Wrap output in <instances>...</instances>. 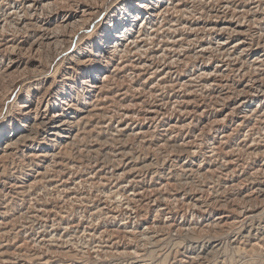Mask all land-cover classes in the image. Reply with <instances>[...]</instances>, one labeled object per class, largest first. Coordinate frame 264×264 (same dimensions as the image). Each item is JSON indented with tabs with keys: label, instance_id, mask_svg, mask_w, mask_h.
<instances>
[{
	"label": "bare ground",
	"instance_id": "6f19581e",
	"mask_svg": "<svg viewBox=\"0 0 264 264\" xmlns=\"http://www.w3.org/2000/svg\"><path fill=\"white\" fill-rule=\"evenodd\" d=\"M12 1L14 2H11L10 11L5 13L3 20L0 21V30H2V34L10 33L13 38L4 39L1 37L0 50L9 52V62L13 64L17 61V51L22 50L24 44L22 40L19 41L14 38L17 33L23 32L25 34L32 29L38 32L40 38L38 43L41 40L57 43L59 42L58 28L61 26L73 27L83 22L82 29L84 22L93 14L95 9V7L91 6L86 8V5L84 6V4H88L86 0H79L78 4H76L77 6H75L77 8L74 9L75 13L64 15L59 20H46L47 17L44 18L43 10L48 8L50 4H48V1L22 0L20 5L16 3L19 0ZM128 1L126 5L123 4L121 6L122 14L125 16L124 21L127 22L123 24L124 28L116 34L107 31L100 40L99 53L94 54L104 55V61L108 65H112L113 68L100 77L98 76V71L100 70H98L84 79L89 92L95 93L93 95L96 99L90 104V107H74L72 101L68 103L67 99H62V103H65V105L59 104L57 106L55 104L57 110L48 114L46 112L49 110L47 109L48 107L44 109L45 112L40 113L38 109H34L32 101L23 103L19 107L23 115L28 117L29 120H27V123L16 136L11 134L10 138H8L10 141L5 142L0 147V159L14 153L18 145L25 146V142L38 141V133H44L43 146H47L49 149L44 150V148L40 147V139L35 146L29 148L31 149L30 156L39 161L35 180L43 175L46 178L45 181L55 182L57 179L47 177L46 166L51 165L53 162L56 163L57 167L61 165L65 168L73 166L71 161L62 159V148L71 145L77 136L91 125V122L96 117H101L103 120L106 119L107 116H105L104 112L106 111V103L104 102L109 99L107 93L113 88L111 87V80L116 79L120 72L127 69L128 74L132 77H144V82L142 84L139 83L141 85L136 88L139 92L141 89L146 90L148 82H153V80L157 79L155 84L149 86V92L155 94L158 99L154 103H147L143 99L139 102H130L125 105L119 103L121 105L120 111L122 115L124 114V119H128V121L124 124L125 120L123 121L121 117L118 119L113 135L115 136L114 140L118 141L124 135L132 140L139 141L145 148L155 145L156 150L160 153L163 152L166 156L162 157L164 154L158 156L163 160L160 167L150 162L154 158L150 159L149 155L145 160H142L143 164L141 165L140 161L134 160L135 158L138 160V151L136 149L130 148V150L126 151L124 148H115L110 153L111 156L119 161L114 169L112 170L111 168V171L107 170L105 162L100 160V162H96L97 168L94 174L89 177L98 178L102 186H110L109 193H111V196L116 192L119 193V196H123V200L114 198L113 203L117 208L125 207L130 209L134 201L143 199V195L146 192L149 193V196L144 204H152L163 210L165 208L162 203L168 201V199L183 202L185 198L190 196L185 201V204L191 208L193 213L196 214L197 211L200 213L208 212L209 207L215 212L206 221L202 223L200 221V224L197 225L199 231L210 230L213 233L218 231L223 233L227 232L229 227L235 226L241 230L237 232L238 236L233 241L239 239L250 250L256 246L264 247V221L261 222L259 219L261 214L259 210L264 209V175L261 176V173H264V160L258 161L264 159V0ZM6 2L7 0H0V11L3 10L1 7ZM195 3L202 5L200 15L193 9V6H196ZM135 7H137L136 10ZM90 8L94 9L90 10ZM171 11L181 14L183 17L177 18L178 20L174 22L171 20L166 25L160 22L161 20L158 22L157 18L159 16ZM203 13L206 15L205 17H203ZM140 18L142 19L139 20ZM136 25L139 26L138 31L135 29ZM164 33H166V37H164ZM156 41H158V44L154 47L153 44ZM190 54L197 61V67L186 75L177 74L176 64L186 63L191 57ZM116 58H118V62L115 61ZM95 63H100L98 58L95 59ZM7 70L8 68L5 69V71ZM40 75L45 76L46 73L39 70L34 77ZM167 87L172 89L171 95L169 97L165 95L159 97L160 89ZM128 93L129 88L119 89L114 96L118 101H125L130 94ZM198 95L201 96L200 99L195 98ZM138 98L141 99V96H138ZM168 104L171 105L172 116L174 117H171L166 122L161 121L162 123L157 121L160 123L159 126L154 125L157 119L167 113L166 105ZM131 106L135 108H130ZM137 110L139 111L136 113L138 118L135 115ZM99 112H103L102 115L98 114ZM32 114L34 115L32 116ZM102 119L96 123L100 133L103 128H107L110 125V123L103 125ZM49 134L53 136L51 141H55L53 145L48 142ZM79 139L81 138L79 137ZM56 145L60 146L57 148ZM98 147H92V150L96 151ZM169 147H172L173 150L171 149L170 153H166ZM85 154L87 153L85 152ZM183 157H185L184 160H182ZM244 157L255 159L253 165L247 169L245 168L247 162L243 159ZM150 173L156 178L153 185L146 183ZM198 175L206 176L210 181L217 177L221 179V184L225 183L226 185L229 183L228 186L232 190L230 192H232L233 196L224 198L221 195V191L217 190V188L215 189L213 183L202 188L209 194L207 196L208 199H204L199 193L192 195L189 191L185 192L186 195H181L179 192L181 190L175 191V193L172 191L169 196L165 195V189L168 188L167 186L173 185L172 183L176 176H183L186 180H192L193 177ZM123 176L124 178L121 180ZM235 176H237V181L232 183L229 177ZM67 180L55 182L57 184L54 185V188H60L63 197L69 195L68 199L78 197L79 194L73 186L69 185L70 182ZM34 182L32 181L29 185H26V183L19 184L16 181L12 184V187L17 190H24L28 186L30 189ZM220 188L222 187L220 186ZM235 188H237V191ZM72 192L75 193L71 195ZM54 208H37L34 215L38 219L47 220L50 214L58 213ZM98 208L101 210L105 209L104 202L100 203ZM123 224L126 225L127 222L123 221ZM124 225L120 229L124 234L129 235L131 230H128V227ZM175 225L178 228H183L182 230L186 232L188 231V233L196 226L192 227L193 225L189 224L191 227L185 228V223L175 224L174 221L167 219L159 223L158 226L145 227L147 230L144 234L149 235L148 239L152 240L154 246H156L164 241V237L163 233L154 231L153 228L161 229L162 227H174ZM24 226L26 227V225ZM212 238V241L207 245L200 246L199 242L195 241L194 243L196 244L197 242L196 245H199V251L193 249L195 252L191 255H186L187 259L182 260V262L189 264L199 263L202 259L216 252L220 246L218 244L219 238H214L213 236ZM211 244L213 245L209 248ZM120 252L122 251H119V254Z\"/></svg>",
	"mask_w": 264,
	"mask_h": 264
},
{
	"label": "rangeland",
	"instance_id": "374dc122",
	"mask_svg": "<svg viewBox=\"0 0 264 264\" xmlns=\"http://www.w3.org/2000/svg\"><path fill=\"white\" fill-rule=\"evenodd\" d=\"M20 1L22 0H19V2L16 3L20 5ZM47 1L48 4H50L46 10H43L44 18L47 17L46 20H59L64 15L75 13L74 9L77 8L75 6H77L76 4H78L79 0H46V2ZM136 1L137 0L134 2ZM182 1L186 2L187 0ZM11 2L14 1L7 0L6 4L3 5L4 8L1 7L3 10L0 11V21L3 20L4 14L10 11L9 9H11ZM86 2L88 3L84 4V6L86 5V8L91 6L95 7V9L90 8V10L94 9L93 14H91L84 22V29H81L83 22H80V24H77L73 27L61 26L58 28L59 42L57 43H49L41 40L39 44L38 41L40 38L38 32L32 29L28 33H25L26 35L23 32L19 34L17 33L16 37L14 38L19 41L22 40L24 44L22 46V50L20 49L17 51V61L14 64L9 62V52L0 50V147L4 145L5 142L10 141L8 138H10L11 134H15L14 136H16L17 133L21 131L25 123H27V120H29L28 117L23 115L22 110L19 107L23 103L32 101L34 109H38L40 113L45 112L44 109L48 107L47 109L49 110L46 112L50 114L57 110L55 104L57 106L59 104L65 105V103H62V99H67L68 103L72 101L74 107H90V104L96 99L93 95L95 93L92 94L89 92V88L86 86L84 79L90 74L93 75V73L98 70H100L98 71V76L100 77L104 73H107L108 70L113 68L112 65H108L104 61V55L94 54L97 52L99 53L100 40L107 31L116 34L122 31L124 28L123 24L127 22L124 21L125 16L122 14L121 6L123 4L126 5L129 1L86 0ZM195 4L196 6H193V9H195L198 14H201L202 5L199 3ZM136 9L137 7H135V10ZM171 12L163 13L162 16H159L157 18L158 22L161 20L160 22L166 25V23H170L171 20L174 22L183 17L181 14L179 15L178 13ZM205 16L206 15L203 13V17ZM141 19L142 18L139 20ZM135 29L138 31L139 26L136 25ZM1 32L2 30H0V38H13L10 33L2 34ZM163 35L166 37V33ZM36 38L38 39L36 40ZM154 44L153 46L156 47L158 41H156ZM32 45L33 47H31ZM97 58L99 59L100 63H95V59ZM115 61L118 62V58H116ZM160 61H162V59H160ZM176 66L178 72L177 74L180 73V75H186L195 67H197V61L195 60L194 56L191 55L190 59L186 61V63H178ZM6 68H8L7 71H5ZM39 70L45 72L46 75L34 77L36 72L38 73ZM127 74L128 70L124 69L119 73L116 79L111 80V87L113 88L111 91H108L107 94L109 99H107V101L105 100L104 102L106 103V111H104L106 114L105 116H107L106 119L103 120L101 117H96L93 122H91V125L86 127L84 131L78 135L81 139H79L77 136L71 145L62 148V159L71 161L73 166L65 168L61 165L57 167L56 163L53 162L51 165L49 164L45 168L46 172L48 173L47 177L57 179L55 182L68 179L67 181L70 182L69 185L73 186L79 194L78 197L71 199H68L69 195L67 197H63L61 193L62 190L60 188H54V185L57 183L45 181L46 178L43 175L42 177H38V179L36 178L37 180H35L36 169L39 168V161L30 156L31 149L29 148L35 146L40 139V147L44 148V150L49 149L47 146H43L44 142L42 140L44 133H38V141L32 143L25 142L27 146L18 145V148L14 153H12L10 156L0 159V264H16V261L17 264H189L182 262V260L187 259L186 255H191L195 252V250L199 251V245L201 246L209 244L212 241L211 239H213L212 236L214 238H219L221 236L218 243L220 245L219 249L209 257L202 259L201 262L194 264H264V247L256 246L254 249L250 250V248L248 249V246H245V243L243 245L239 239L233 241L234 238L238 236L237 232H239L241 229L231 226L227 229V232L220 233L218 231L217 233L214 232L215 234L210 230L199 231L197 225L200 224V221L201 223L206 221L209 219V217H211L210 215H213L215 212H213L214 210L209 207L208 212L200 213L197 211L196 214L193 213L191 208L185 204V201L190 196L185 198L183 201L184 203L181 201L168 199V201L162 203L164 204L165 208V210H163L162 208L153 206L152 204H144L146 203V198L149 196V193L146 192L143 195V199L140 201H134L130 209L125 207L117 208L114 205L113 200L114 198H120L123 200V196L120 195V197L118 192L111 196V193H109L110 186H102L99 183L98 178L93 179L89 177L94 174L95 169L97 168L96 162H100V160L105 162L107 170L111 171V168L112 170L114 169L119 161L116 160L115 157L111 156L110 153L115 148H124L126 151L130 150V148H134L138 151V160L137 158L134 160L140 161L141 165L143 164L142 160H145V158L149 155L150 159L154 158L150 162L154 163V165L156 164L155 166L157 167L162 166L163 160H161L158 156H162L164 153H160L158 150H156L155 145L145 148L139 143V141H135L134 139L132 140L130 137L128 138L124 135L121 136L118 141L114 140L115 136L113 135L115 132V126L118 124V119L121 117L123 121L125 120L124 124L128 121V119H124V114L122 115V112L120 111V104L125 105L129 104L130 102H139L142 99L147 103H154L157 102L158 99L155 94L149 92V86L155 84L157 79L153 80V82H148L146 90L141 89L139 92L136 90V88L144 82V77H132L130 74ZM132 78L134 79L133 81ZM127 88H129L130 93H128V97L125 99V101H118L114 95L119 89ZM159 92V97L162 95L169 97V95H171L172 89L169 87L161 88ZM138 96H141V99H139ZM195 98L200 99L201 96L198 95ZM130 108L135 107L131 106ZM166 108L168 109L166 113L167 115L165 114L164 116L160 117V120L157 119L154 125L159 126L160 123L158 122H166L169 121L171 117H174L172 116L173 110L171 109V105H166ZM138 110L135 112L137 118L138 114L136 113L139 112ZM102 113L103 112H99L98 114L102 115ZM33 115L34 114H32V116ZM101 119L103 125L109 123L110 125L107 128H103L100 133V129L96 123ZM52 137L53 136L49 134L48 142L49 144L53 145L55 141H51ZM108 141L112 143L110 144ZM59 146L60 145H56L57 148ZM92 147H98V150H92ZM167 149L168 151L166 153H170L172 147ZM85 152L87 154H85ZM165 156L166 154H164L162 157ZM76 157L78 158L77 161ZM184 159L185 157L182 158V160ZM243 159L245 162H247V167L245 166L246 169L252 166L255 160L254 158L246 157ZM262 160L264 159L258 161L261 162ZM263 175L264 173H261V176ZM150 176H152V173L148 174L146 183H151V185H153V183L156 181V178ZM123 178L124 176L121 178V180ZM236 178L237 176L229 177L232 183L237 181ZM16 181L19 184L26 183V185H29L32 181L35 182L33 186H30V189L27 186L24 188V190H17L15 187H12V184ZM191 181L192 183H190ZM212 183L214 184L215 189L217 188V190L221 191V195H223L224 198L233 196L232 192H230L232 190L228 186L229 183L226 185L225 183L221 184V179H218L217 177H214L213 180L210 181L208 178H206V176L199 175L193 177L192 180H186L183 176H176L173 180V185L167 186L168 188L165 189V195L169 196V194H172V191L175 193V191L181 190L179 191L181 195H186L185 192L189 191V193L192 195L199 193L204 199H208L207 196H209V194L202 188H205L208 184ZM9 185L11 186L9 187ZM220 186L222 188H220ZM2 189L4 190L2 191ZM235 190L237 191V188H235ZM74 193L75 192H72L71 195ZM103 202L106 208L102 209V211L98 207L100 203ZM37 208H54L58 211V213L50 214L47 220L38 219L34 215ZM259 211L261 212L259 219L261 222H263L264 209H260ZM259 211L257 210V212ZM167 219L169 221H174L175 224L183 222L186 224L185 228L191 227L192 225V227L195 225L196 226L190 230V233H188V231L186 232L185 230H182L183 228H178L176 225L174 227H162L161 229L153 228L154 231L163 233L164 237V241L162 243L154 246L153 241L148 239L149 235L144 234V232L149 226H158L159 223L164 222ZM190 219L192 220L189 221ZM37 220L38 222H36ZM123 221L127 222V224L124 225ZM189 224L191 226H189ZM24 225H26V227ZM123 225L127 226L128 230H131L129 235L124 234L120 229ZM41 238L43 239L40 240ZM195 241L199 242V245H196L197 242L195 244ZM32 243L34 244L32 245ZM178 245L181 247L179 248ZM192 245L193 247H191ZM212 245L213 244H211L209 248ZM118 250L122 252L119 254ZM47 261L49 262L47 263Z\"/></svg>",
	"mask_w": 264,
	"mask_h": 264
}]
</instances>
